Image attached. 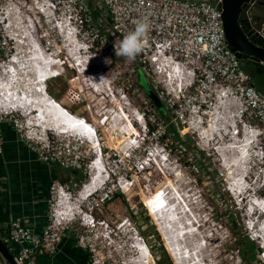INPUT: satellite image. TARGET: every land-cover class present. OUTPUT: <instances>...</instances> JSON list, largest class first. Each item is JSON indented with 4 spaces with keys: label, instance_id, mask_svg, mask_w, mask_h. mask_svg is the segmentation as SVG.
Here are the masks:
<instances>
[{
    "label": "rangeland",
    "instance_id": "1",
    "mask_svg": "<svg viewBox=\"0 0 264 264\" xmlns=\"http://www.w3.org/2000/svg\"><path fill=\"white\" fill-rule=\"evenodd\" d=\"M27 14L38 20L41 28L37 25L33 29L28 28L20 15L4 18L0 27L10 25L6 28L13 35L22 32L38 39L42 34H45V39L55 38L47 23L43 24L42 16L33 11ZM25 46V43L19 44L18 48L23 51ZM18 48L15 46L14 49L15 63L23 55L21 53L18 57ZM42 49L47 58L57 56L62 61L55 62L59 63L58 73L61 74L47 83V92L74 116L84 118L95 130L97 143L102 144L100 160L106 173L101 174L105 179L102 189L95 190L91 197L96 205L89 210L85 207V200L76 197L80 185L87 183L88 179L82 170L76 169L82 175L77 172L81 180L69 193L71 204L68 206L74 210L75 221L78 208L93 218L91 227L84 228L94 244L92 251L86 252L88 264L139 263L141 260L135 254L136 240L142 241L154 264H264L260 256L264 252V136L261 126L248 127L245 118H240L236 101L219 96L218 99L212 98L210 104L206 98L198 103H180L176 111L181 113V119L177 115L174 118L173 111L167 108L165 111L162 106L154 107L153 113L151 104L146 101L149 100L145 96L146 88L150 90L151 85L157 92L166 81L173 86L174 80L189 96L192 89L187 87L190 78L184 75L186 70L182 72L184 77L174 76L168 80L164 77L161 80L153 76L144 77L140 71L135 76V64L124 57L114 56L116 60L113 63L109 52L104 55V50L97 48L87 51L69 40L65 44L56 40ZM5 58L1 57L4 63ZM80 58L87 60L85 71V68L80 70L83 62L76 66ZM13 66L9 76L1 75L6 82L15 73L16 64ZM44 72L47 75V70ZM45 74H42L43 78ZM51 74L56 75L53 71ZM101 76L104 77L102 80ZM126 82L133 83V91L130 89L127 94L119 91ZM89 84L98 90L92 91ZM19 93L23 96L22 92ZM262 93L264 96V91ZM1 108L16 114L21 133L29 134L33 140L43 142L47 139L58 144L65 139L80 138L71 132L59 135L29 126V119H34L36 113L25 117L16 109L0 105ZM141 114H144L142 119L137 118ZM151 114L163 121L167 119L174 127L178 141L170 138L167 132L171 128L165 122V138L153 140L147 137L145 134L153 123L147 122L146 118H151ZM119 128L122 129L123 141L116 138ZM207 128L209 131L215 129L213 135L206 134ZM125 131L129 132L128 135ZM236 131L237 134L232 135ZM80 140L83 143L78 151L86 162L95 157V149L87 140L82 137ZM246 142L247 146L242 147L246 156H242V151L235 153V158H231L229 152L220 153L219 147H241ZM230 162L234 167L226 176L223 170L226 164L230 166ZM162 199L165 208L172 207L170 212L162 208ZM148 206L155 208L159 226L173 249L171 252L175 253V260L168 254L162 234L149 216ZM76 222L79 223L78 220ZM74 225L77 228V223ZM181 236L185 238L181 239ZM245 238L257 251L253 250L252 255L247 254L242 260L241 251L247 244ZM239 242L244 243L241 245ZM243 252L246 254L245 250Z\"/></svg>",
    "mask_w": 264,
    "mask_h": 264
},
{
    "label": "built area",
    "instance_id": "2",
    "mask_svg": "<svg viewBox=\"0 0 264 264\" xmlns=\"http://www.w3.org/2000/svg\"><path fill=\"white\" fill-rule=\"evenodd\" d=\"M95 1L0 0V15H2L0 24L4 18L20 15L28 28L33 29L34 25L41 28L38 20H34L27 14L33 11L42 16L43 24L47 23L48 29L53 31L55 37L45 39V34H42L39 35V39H41L39 40L28 35L32 45L40 54H43L42 47L51 46L56 40L63 44L69 40L87 51L97 48V50L103 49L104 55L109 52V56L112 58L110 61L114 63L116 60L114 44L119 45L124 36L135 29L138 21L146 20L150 29L144 49L132 61L135 64L134 75L136 76V72L140 71L144 77L153 76L161 80L164 77L168 80L174 76L184 77V75H188L190 78L187 87L191 88L192 92L189 96L184 94L180 84L170 86L166 84L168 82L166 81L165 85L160 88L161 90L157 92L150 85L152 89L150 91L164 110L167 108L171 112L173 111L172 116L175 118L177 115L181 119V113L176 111L179 109L180 103H198L206 98L210 104L212 98L214 100L219 96L230 97L238 104L240 118H245L248 127L261 126L264 136V99L250 84L249 76L241 70L240 63L226 47L219 12L216 9V3L219 0H214L213 3L207 0ZM93 12L97 13L96 18L93 17ZM7 25L0 27V71L2 76L10 74L14 70L13 65L16 61L14 49L17 44L12 31L6 28ZM10 49H12L11 53ZM2 56L6 57L5 63L1 60ZM48 59H52L54 62L60 61L57 56ZM80 62H83V66H80V70H83L84 66L88 64L87 60L80 58L76 64ZM184 70L186 73L183 75ZM1 75L0 96L6 83ZM88 88L92 91L98 90L97 87L90 84ZM130 89L133 91V83L126 82V85H121L119 91L127 94ZM43 90L45 92V87ZM146 101L151 104L150 111L153 112V104ZM143 115H138L137 118L142 119ZM150 117L148 116L146 121L150 120L153 126L148 127L145 135L153 140L165 138L164 128L166 125L163 120L155 114H151ZM81 121L84 122L85 119L81 118L77 124H74L80 125ZM135 121L139 123L137 119ZM17 122L19 119L16 114L3 108L0 109V125L9 123L18 139L35 155L39 162L52 164L63 170H82L88 179L86 184L80 185L76 197L85 200V207L89 210L93 205H96L95 200L91 198L94 191H86L94 177V167L97 166L100 157L95 155L83 162L84 159L78 151L83 143L80 139H65V142L58 144L47 139H44L43 142L39 140V142L38 139L33 140L29 134H22L21 126ZM89 125H85V127H90L91 125ZM243 126L245 127V125ZM142 128L144 129V124ZM94 133L95 130L91 128V137L94 138V144L97 145V137L95 138L96 134L94 135ZM236 134L237 131L232 132V135ZM1 143L0 131V152ZM82 166L85 170L82 169ZM70 190L66 184L62 186L54 182L49 186L46 223L39 232H33L19 219L9 222L4 240L15 264H37L35 258L39 254L54 256L58 252L57 246L60 239L69 231L74 232L78 248L87 253L92 251L94 244L90 242L84 228L91 227L93 218L78 208L80 216L77 214L76 221L78 220L79 223L75 221L68 206L71 204L69 201ZM77 198H75L76 201ZM76 223L77 228L74 225ZM79 230L80 232H78ZM136 243L142 244V241L139 243L136 240ZM260 256L264 259V252L260 253ZM0 264H5L1 257Z\"/></svg>",
    "mask_w": 264,
    "mask_h": 264
},
{
    "label": "crops",
    "instance_id": "3",
    "mask_svg": "<svg viewBox=\"0 0 264 264\" xmlns=\"http://www.w3.org/2000/svg\"><path fill=\"white\" fill-rule=\"evenodd\" d=\"M96 15L97 13L93 12L94 18L97 17ZM34 57H37L36 48ZM49 61H51L49 65L55 63L51 59H49ZM246 69L247 68L245 67L244 69L241 67V70L244 73ZM47 71H49V68ZM53 73L58 76V72L53 71ZM42 74H45V72L41 71L39 73V75ZM56 75L52 76L56 78ZM254 89L264 99L262 93L264 91V79L260 78L258 82H255ZM48 94L50 95V93ZM50 104L52 106V103ZM38 119L39 118L35 116L33 121H37ZM75 122H78V119L75 120ZM83 124H85V122ZM90 127L88 128L90 129ZM81 129L82 128H80V130ZM214 130L209 131L207 128L205 132L211 136L213 135ZM0 131L2 138L0 152V212L2 218L0 223L1 236L5 239L8 224L14 219H19L23 225L29 227L33 232L37 233L45 226L46 223L49 186L55 182L60 185L66 184L69 189L72 190L79 180H81L80 177L82 175L80 172H78V170H63L55 165L39 162L35 155L32 154L26 148L24 143L18 139L14 129L9 123L1 124ZM122 135L124 136V133H122ZM237 148L239 149L237 150ZM219 150L222 154L224 151L227 153L230 150L229 154H231V158H235V153L241 151L240 147H235L232 145L225 146L224 148L219 147ZM243 151H245L244 148ZM77 172L81 176L77 174ZM57 249L58 252L54 256H47L45 254L37 255L35 258L36 263L88 264L86 252L77 247L75 234L73 231H69L64 234V236L59 241Z\"/></svg>",
    "mask_w": 264,
    "mask_h": 264
},
{
    "label": "bare ground",
    "instance_id": "4",
    "mask_svg": "<svg viewBox=\"0 0 264 264\" xmlns=\"http://www.w3.org/2000/svg\"><path fill=\"white\" fill-rule=\"evenodd\" d=\"M8 26H10V25H8ZM19 27H21V26H19ZM13 36H14L13 37L14 41L17 44V48H18L19 44L25 43L26 46L24 47L23 51H20L19 48L17 50L18 57L21 53H23V55L21 54V57H19L20 60L18 58L19 61L17 63H15L16 64L15 73L12 76L11 80L9 82H6L4 87H3V93L0 96V105L7 107V108L16 109L17 111L22 112V114L25 117L28 115L36 113L35 116H37V118H39V119L37 121H33V119H29V121H31L29 126H33V127L36 126L38 129L42 128L43 130H46V131L48 130V131L57 133L59 135H61L62 133L71 132L72 135L73 134L75 136L78 135V136H80V138L82 137L83 139L87 140L92 145L93 149L96 150V149L100 148L102 144L97 143V145H94V146L92 144L93 140H94V138L91 137V128L92 127H90V130L88 127L84 128V126H83L84 122L86 125H88V123L86 121H84L83 123H80V125H76L77 122H75V120L76 119L79 120L81 118L75 117L74 115L69 113L66 110V108L61 106L59 102L55 101L52 97H50L48 95V93L44 92V90H43L45 87L44 85L49 82L48 81L49 79H51L50 77L53 78V76H54V75L52 76L51 71L59 72V66H58L59 63H56V64L53 63V64L49 65V63H51V61H49V59H47V57L44 56L42 53L40 54L37 50H36L37 51V57H34L35 47H33L32 41L30 40L28 35H23L22 32H19L18 34H14ZM80 64H81V62L77 63L76 66H80ZM48 68H49V71H47V75H46L47 77L43 78L42 75H39V73L41 71L44 72ZM80 72H82V71H80ZM59 74H61V73H58V76H59ZM41 79H42V81H40ZM173 84H175L174 80H173ZM176 85H179V83H177ZM19 91L23 93V96L19 95L20 94ZM47 102L52 103V106H51V104H48ZM37 113H38V115H37ZM67 115H69L70 117H68ZM66 117H68V119H66L64 122V119ZM72 122H74L76 124H73ZM80 128H82V129L80 130ZM121 130H122L121 128H119L117 130L118 137H116V138H118L120 140L122 139L121 141H123V138L120 134ZM81 131H84V132H81ZM124 133L126 135H128L129 132L125 131ZM131 133H132V130H131ZM247 143L248 142H246L243 146L240 147L243 155L241 153L240 154L242 156H244V155L246 156V153H245V151H243L242 147L246 146ZM111 146L113 147V145H111ZM108 149H110V146ZM232 150H234V149H232ZM100 152L101 151H99L97 154H99ZM229 152H230V150H229ZM228 164H230V163H228ZM232 167H234V165H232V163L230 166H228L226 164V166L223 170L226 176H228V171H230ZM94 168H95L94 177L91 179L90 183L88 184V186H87L88 190L86 192H93L95 190H99L102 187V185L104 184L105 179L103 177H101V174H103V173L105 174L106 170L104 169L103 163H101L100 159L97 163V166H95ZM160 197H161V195L159 196V198ZM163 204H164V201L162 199V205ZM148 208H149L148 211L150 212L149 216L151 217L154 224H156V229L162 234V239H163V241H165L164 246H165L168 254L172 257L173 260H175L176 259V257L174 256L175 253L171 252V251H173V249L171 248L170 244L168 243L167 238H165L163 230L159 226L160 224L158 223L159 220L157 219L155 208L151 207V206H148ZM162 208L165 209L164 206H162ZM73 211H71V212H73ZM174 231L177 232L176 227H175ZM185 235H187V233ZM183 238H185V237L181 236V239H183ZM133 240H135V238ZM135 242L136 241H134V244H135ZM135 254L138 256L137 258H139L141 261L139 263H136L135 261H131L130 263H132V264H154V262L151 260V256L149 253L141 251V249H140V253L138 254V252L136 251ZM174 263L177 264L176 262H174Z\"/></svg>",
    "mask_w": 264,
    "mask_h": 264
},
{
    "label": "water",
    "instance_id": "5",
    "mask_svg": "<svg viewBox=\"0 0 264 264\" xmlns=\"http://www.w3.org/2000/svg\"><path fill=\"white\" fill-rule=\"evenodd\" d=\"M216 9L228 51L242 65L255 67L256 75L264 76V0H219ZM44 86L47 93V83ZM146 96L154 107H160L155 96L147 88ZM0 257L5 264H15L1 240Z\"/></svg>",
    "mask_w": 264,
    "mask_h": 264
},
{
    "label": "clouds",
    "instance_id": "6",
    "mask_svg": "<svg viewBox=\"0 0 264 264\" xmlns=\"http://www.w3.org/2000/svg\"><path fill=\"white\" fill-rule=\"evenodd\" d=\"M149 29H150V25L146 20L138 21L135 29L133 31L129 32L127 35H125L123 40L120 41L119 45L114 44V52H115L116 57L122 56L128 62L134 61L136 59L137 55L140 54L145 47V43L147 41ZM105 62L108 63V60L106 59ZM87 67H88V65L84 66V68H85L84 71L86 70ZM103 78L104 77L101 76L100 80H102ZM45 90H46V88H45ZM47 103L50 104L49 102H47ZM37 115H38V113H37ZM67 116L70 117L69 115H67ZM68 117H66L64 119V122L66 119H68ZM72 123L74 124V122H72ZM84 128H85V125H84ZM94 135H95V133H94ZM70 137L71 136H69V138ZM95 138H96V136H95ZM76 139H80V138L76 137ZM92 144H93V146L95 145L94 141ZM99 151H100L99 148L96 149L94 155H97L98 157H100L101 153L97 154ZM142 205H143V203H142ZM162 206H164V204ZM143 207H144V205H143ZM171 208H172L171 206H167L165 209L170 212V210H172ZM140 249H141V251L148 253V251H147V249L143 243L142 244L136 243L135 244V251H137L138 254L140 253Z\"/></svg>",
    "mask_w": 264,
    "mask_h": 264
},
{
    "label": "trees",
    "instance_id": "7",
    "mask_svg": "<svg viewBox=\"0 0 264 264\" xmlns=\"http://www.w3.org/2000/svg\"><path fill=\"white\" fill-rule=\"evenodd\" d=\"M243 68L244 69V66L240 63V68ZM245 73L249 76V77H251L252 76V72H249V71H247V70H245ZM146 96V95H145ZM147 97V96H146ZM147 100V99H146ZM149 101V100H148ZM163 122H165V123H168V121H167V119H166V121H163ZM170 127L171 129H170V132H167L169 135H170V138H172L173 140H174V142L175 141H178V135H177V133L175 132V129H174V127L171 125V124H169L168 123V125H167V127ZM151 129V128H150ZM169 130V129H168ZM1 212H0V223H1ZM0 237H1V241H2V243L6 246V248H7V244L5 243V241H3L4 240V238L2 239V236H1V231H0ZM246 239V242H247V244L245 243L244 245L242 244V243H244V242H239V244H241V245H243L244 246V250L246 251V254H244L245 252H243V251H241V255H240V257H241V259L242 260H245V255H249V254H251L252 255V252H253V250L255 251L256 250V248L255 247H253V245H252V243H251V241H249L247 238H245ZM7 250H8V248H7ZM257 251V250H256ZM255 251V252H256Z\"/></svg>",
    "mask_w": 264,
    "mask_h": 264
},
{
    "label": "flooded vegetation",
    "instance_id": "8",
    "mask_svg": "<svg viewBox=\"0 0 264 264\" xmlns=\"http://www.w3.org/2000/svg\"><path fill=\"white\" fill-rule=\"evenodd\" d=\"M245 68H247L246 70H248L249 72H252V76L249 77L250 79V84L254 87L255 86V82H258L260 78L264 79L263 75H256L255 74V67H252L250 65H243Z\"/></svg>",
    "mask_w": 264,
    "mask_h": 264
},
{
    "label": "snow or ice",
    "instance_id": "9",
    "mask_svg": "<svg viewBox=\"0 0 264 264\" xmlns=\"http://www.w3.org/2000/svg\"><path fill=\"white\" fill-rule=\"evenodd\" d=\"M81 123H83L82 121H81ZM90 130V129H89Z\"/></svg>",
    "mask_w": 264,
    "mask_h": 264
}]
</instances>
